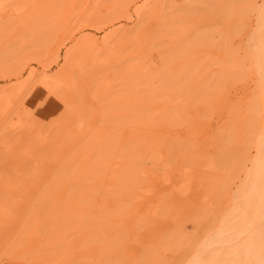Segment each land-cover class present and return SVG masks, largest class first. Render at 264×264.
Instances as JSON below:
<instances>
[{
  "label": "rangeland",
  "instance_id": "1",
  "mask_svg": "<svg viewBox=\"0 0 264 264\" xmlns=\"http://www.w3.org/2000/svg\"><path fill=\"white\" fill-rule=\"evenodd\" d=\"M246 3L247 0H0V162L5 164L10 181L20 184L25 181V176L36 179L35 184H22L17 189V193L20 192L13 194L17 199L18 228L10 231L13 235H0L6 238L0 243V264H198L200 257L207 261L208 256V263L213 261L219 244L212 242L215 245H209V238L214 240L217 231L223 228L219 225L241 213L243 206L240 207L239 201L243 199V192H246L243 202L251 203L249 196L253 185L250 183L253 181H249V175L254 173L253 163L258 153L256 137L252 141L253 137L249 138L247 131L250 129L246 118L251 111L248 110L249 101L255 88L259 87L257 73L249 69L252 66L247 48L263 1L255 0V6H258H254L255 13L245 10ZM245 25L248 27L244 28ZM243 48L248 56L246 52L243 54ZM241 64L245 68L249 65L248 75L244 74L247 79H242L245 83L241 80L245 73ZM236 65L240 70L231 68ZM223 70L228 71L224 76H230L227 78L231 81L226 78L222 81L224 86L219 88ZM236 70L239 82L234 80V84L230 74L232 71L235 74ZM216 74L219 75L218 82L216 80L219 86L213 83ZM47 76L52 80L54 96L44 87L45 80H50ZM70 81L74 83L72 87L63 84ZM208 92L221 96L216 102L215 96L211 95L213 101ZM206 95L210 96L208 103ZM65 97L67 105L76 104L79 117L84 119L81 126L78 125L79 117L66 115V110L58 107ZM27 114L32 115L29 116L31 120L37 114L43 118L39 122L41 131L38 128L26 131L31 126ZM175 114L180 121L176 122ZM23 115L22 126L20 117ZM171 119L176 121L173 123ZM259 119L264 121V113ZM153 124L154 132L151 131ZM258 131L261 128L254 133L258 135ZM28 134L34 139L26 136ZM141 139L147 141L140 143ZM32 140L37 142L36 149L40 151L42 161L30 159L25 153L29 148L26 144L30 145ZM245 145L250 146L249 151ZM30 146L33 147V143ZM19 150L25 154L22 152V156ZM57 150L59 153L51 160L52 166L49 165L51 170L44 172L40 167L42 162ZM102 150L103 153L113 152L108 156L105 154L106 159H111L110 165L107 164L113 165L110 168L104 162L107 166H102L104 171L100 168L105 165L100 164L105 161ZM3 152L11 157H3ZM121 153H127V157L119 156ZM15 155V158L21 157L15 159ZM237 157L239 161L246 158L244 167L239 166L241 172L236 170ZM95 159L101 174L97 173L100 177L94 174L92 178L93 171L89 172L91 166L88 164L93 160L90 165L95 163L96 166ZM38 160L40 166H37ZM127 160H132V164L129 163L132 167ZM64 163L66 166L69 163L68 169L78 174L70 175ZM60 164L67 172L66 177ZM124 164L127 167L123 168ZM35 167L38 169L33 174ZM87 169L91 177L83 176ZM54 172L61 183L54 179ZM105 173L108 176L102 180L101 175L105 176ZM63 177H70L69 181ZM139 178L140 181L136 180ZM51 179L58 186L54 182H50L53 188L50 183L46 185ZM246 179L250 182L249 187ZM79 182L85 189L73 186ZM70 183L75 194L80 191L77 197L69 192ZM95 187L98 197L94 193ZM236 189H242L238 190L239 195H236ZM128 190L132 195L119 196L122 191L127 194ZM88 191L92 194L85 195ZM3 192L0 191V197ZM50 192L55 197H48ZM234 195L238 196L236 202ZM227 212L231 214L229 219L225 218ZM30 214L33 215L31 225L36 223V226L28 232L24 227H30V220L25 219ZM19 228L23 231H18ZM209 235L214 236L211 239ZM203 244L206 249H202ZM199 247L204 258L199 253L195 258Z\"/></svg>",
  "mask_w": 264,
  "mask_h": 264
},
{
  "label": "bare ground",
  "instance_id": "2",
  "mask_svg": "<svg viewBox=\"0 0 264 264\" xmlns=\"http://www.w3.org/2000/svg\"><path fill=\"white\" fill-rule=\"evenodd\" d=\"M256 1H258V0H256ZM263 1V3H262V8L260 7V5H259V7L261 8V11H260V13H257L258 14V17H257V25H256V28H255V30L253 31V33H252V36H251V39H250V42H249V46H248V48H247V50H248V55H249V58L251 59L250 60V62L249 63H251V66H252V68H249V65L247 66L250 70L251 69H253L257 74V77H258V86L259 87H254L255 88V91L253 92V97H257L256 99H254L253 97L250 99V101H249V103L250 104H252L251 102H253V100H254V102H253V105H251L250 106V104H249V106H248V110H251V111H248V113H249V115H250V119H248V117H249V115H247V123H249V124H247V128H250L249 130H247L248 131V137L249 136H252L251 138V140L252 141H254L253 139L256 137V141H255V143H256V149H257V152L258 153H256V155H257V158H256V160H255V158H253L254 160H255V162L253 163L254 164V166H253V168H254V171H253V168H252V171L254 172L253 173V175H252V173L250 172V177H251V179H249L250 177H248V179H249V181L251 182V180L253 181L252 183H250L247 179V185H248V187L250 186V184H252L253 186H251L252 188H251V192L250 193H252L250 196H249V199L251 200V203L249 202V204L247 205V203L244 201L243 202V200L245 199V197L244 196H246V195H244V194H246V192H243V195H241V197L243 198L242 199V201H239V205H240V207L241 206H243V208L241 207V209H243V210H240L241 211V213H240V211H239V206L237 207V209H238V212L240 213V214H238V216L237 217H235V218H231V214H229L228 212H227V214L228 215H230V217H225V218H231L230 220H225L224 221V223L226 224V225H224V223H222L221 225H219V226H223V228L222 229H219L218 231H217V233L215 234V236L214 235H209V236H211V239H212V236H214V240H210V238H209V242H211V243H209L208 241V244L209 245H213L214 243L216 244H219V246L218 247H216V249L218 250V252H217V254L215 255V257H213V261H211V262H209L208 263V260L210 259V257L208 256L209 254L208 253H206V254H208L207 256H208V258H207V261H202L201 260V257H200V261L198 262V264H264V121H261L260 119H259V117H260V115H262V113H264V0H262ZM261 2V1H260ZM254 6H255V0H247V3H246V9L245 10H247V11H251V12H254L253 11V9H254ZM256 7V6H255ZM258 7V6H257ZM256 7V8H257ZM255 8V9H256ZM251 12H246V14L247 13H251ZM255 12H257L256 10H255ZM254 12V13H255ZM248 14V15H249ZM257 14H256V16H257ZM253 17H255V16H253ZM256 19V18H255ZM245 24V23H244ZM247 24V23H246ZM244 26V25H243ZM247 25H245V27L244 28H247L246 27ZM254 26V25H253ZM253 28V27H252ZM249 29V28H248ZM247 29V30H248ZM250 29H251V27H250ZM244 30V29H243ZM249 32V31H248ZM250 32H251V30H250ZM91 39V38H90ZM248 40V39H247ZM92 41H95V40H92ZM116 41V40H115ZM120 41V40H119ZM93 43V42H92ZM97 43V42H96ZM242 43H243V41H242ZM246 43V42H245ZM90 44V43H89ZM100 44V43H99ZM118 44H121V43H118ZM244 44V43H243ZM94 45V44H93ZM92 45V46H93ZM101 45V44H100ZM117 46V45H116ZM116 46H115V48H116ZM122 47V46H121ZM246 49V48H245ZM245 49L243 48L241 51L243 52V54H245ZM100 50V49H99ZM92 51V50H91ZM105 51H107V48H106V50ZM104 51V52H105ZM85 52V51H84ZM96 52V51H95ZM101 52V51H100ZM104 52L102 53V54H104ZM101 54V55H102ZM84 55V54H83ZM97 55H99V54H97ZM246 55H247V52H246ZM247 55V56H248ZM242 57H243V59H244V55H242ZM79 58H81V57H79ZM83 58V57H82ZM97 57H95V59H96ZM98 58H99V56H98ZM97 58V59H98ZM248 58V57H247ZM249 58H248V61H249ZM121 59V58H120ZM81 60H83V59H81ZM245 61V59L243 60V62ZM247 60H246V62H248ZM85 62V61H84ZM94 62V61H93ZM96 62V61H95ZM249 63H247V64H249ZM242 65V64H241ZM241 65H239V67L241 66ZM243 65H245L244 63H243ZM242 65V66H243ZM237 68V69H239L238 68V65H236V66H232L231 68L233 69V68ZM244 67V66H243ZM243 67H241V69L243 68ZM248 68H245L244 67V72L245 73H243L242 74V72L240 73V74H242V76H241V80L242 79H245L246 78V76H244V74L245 75H248V73H247V71H246V69L248 70V72H249V69ZM231 69V70H232ZM76 70V69H75ZM230 70V69H229ZM240 70V69H239ZM238 70V71H239ZM242 70V71H243ZM224 72H222V71H220V72H222L221 74H220V77H221V85L222 86H219L220 84L218 83H216V80H217V75L219 74H216V78H215V82H213L214 83V86H216V85H218L219 86V88L220 87H223L224 86V84L222 83V81H225L226 80V78H227V76L225 77L224 75H226V74H228L227 72L228 71H226L225 72V70H223ZM224 73H226V74H224ZM237 73V70H236V72H235V74ZM250 73H251V71H250ZM229 74H230V71H229ZM234 73H233V71H232V73L230 74V75H233V80L232 81H236L237 80V82H239L238 81V79H236V76H237V74L235 75ZM239 74V72H238V75H240ZM234 75H235V77H234ZM225 78H224V77ZM46 77V76H45ZM48 77V76H47ZM229 78H230V76H228ZM245 77V78H244ZM49 78V77H48ZM224 78V79H223ZM229 78H227V80L229 79ZM50 79V78H49ZM218 79H219V75H218ZM223 79V80H222ZM247 79V78H246ZM44 80V79H43ZM239 80H240V78H239ZM241 80H240V82H241ZM46 81V84L44 85V87H45V89H47L48 90V93L50 92V93H52V96H54V89H53V86H51V79L50 80H45ZM45 81H43V83L45 82ZM59 81V80H58ZM229 81H231V79H229ZM234 81V84L236 83ZM217 82H218V80H217ZM242 82H244L245 83V80L243 81L242 80ZM241 82V83H242ZM216 83V84H215ZM244 83H242V84H244ZM63 84L64 85H66V86H68V88L69 87H72L73 85H74V83L73 82H63ZM238 84V83H237ZM77 86V85H76ZM256 86H257V83H256ZM212 87V86H211ZM42 88V87H41ZM259 88V92H257L256 90ZM214 89V88H213ZM217 89V88H216ZM216 89H215V91H216ZM223 89V88H222ZM64 90V89H63ZM220 90V89H219ZM218 90V92H220ZM42 91H43V88H42ZM42 91H41V93H42ZM45 91V90H44ZM73 91V90H72ZM215 91H213V93L215 92ZM40 92V91H39ZM75 92V91H74ZM210 92V91H209ZM208 92V93H209ZM217 92V93H218ZM252 92V91H251ZM45 93H46V91H45ZM59 93V94H58ZM57 94H58V96H60L61 94H60V92H58ZM207 93V94H208ZM213 93L212 94H210V96L212 95V96H215V95H213ZM255 93V94H254ZM258 93V94H257ZM78 94V93H77ZM221 94V93H220ZM44 95V94H43ZM256 95V96H255ZM258 95V96H257ZM210 96H208V95H206L205 97H207L206 98V101L207 100H209L208 99V97H210ZM212 96H211V98L210 99H213L212 98ZM221 95H219L218 94V96L217 97H220ZM47 97H49V95H47ZM71 97V96H70ZM82 97V96H81ZM204 97V96H203ZM217 97L215 96V100H216V102H217ZM57 98H59V97H57ZM83 98V97H82ZM196 98V97H195ZM49 99V98H48ZM52 98H50L49 99V101H52L51 100ZM243 99V98H242ZM253 99V100H252ZM43 100V99H42ZM55 100V99H54ZM57 100V99H56ZM77 100V99H76ZM204 100V99H203ZM69 101V100H68ZM205 101V100H204ZM213 101H214V99H213ZM70 103H71V101H69ZM200 102V101H199ZM43 103V102H42ZM75 103V102H74ZM206 103H208V101L206 102ZM69 104V103H68ZM199 104V103H198ZM76 105V104H75ZM73 103H72V105H67V102H66V97L62 100V101H60V103L58 104V107L59 108H63V111H65L66 110V112H64L66 115L67 114H69V115H71V116H73V117H79V114H78V108L75 106ZM80 105H82V103L80 104ZM80 105H78L79 107H80ZM202 106L204 105L203 103L201 104ZM212 105V104H211ZM242 105V104H241ZM215 106V105H214ZM244 106V105H243ZM242 106V107H243ZM39 107V106H38ZM244 108V107H243ZM251 108V109H250ZM81 109V108H80ZM232 110H234V109H232ZM35 111V110H34ZM34 111H32V112H34ZM204 111H205V109H204ZM204 111H203V114H204ZM209 111V110H208ZM236 111V110H235ZM30 113H31V111H29ZM193 112V111H192ZM191 112V113H192ZM234 112V111H233ZM245 112V111H244ZM28 113V112H27ZM235 113V112H234ZM236 113H237V111H236ZM236 113H235V116H238V115H236ZM34 114H35V112H34ZM179 114V113H178ZM202 114V115H203ZM25 115H26V113H25ZM25 115H23V118H21L20 117V119H21V121H22V126H23V119H24V116ZM173 115V114H172ZM176 115V117H177V114H175ZM29 116H32V115H30V114H27V116L26 117H29ZM34 116V115H33ZM70 117V116H69ZM176 117L174 116V118L176 119ZM209 117V116H208ZM239 117V116H238ZM171 118V117H170ZM195 118V117H194ZM203 118H205L204 116H203ZM202 118V119H203ZM234 118H237V117H234ZM233 118V119H234ZM19 119V120H20ZM29 119L31 120V118L29 117ZM28 119V120H29ZM40 119H43V118H41L40 117V115L39 114H37V116H35V118H32V120L29 122V121H27L26 119V123H28L29 122V124L31 125L30 126V128H28V129H26V131H28L29 129H39V122H41L40 121ZM86 119V118H85ZM177 119H178V117H177ZM176 119V120H177ZM187 119H188V117H187ZM191 119V118H190ZM239 119V118H238ZM131 120V119H130ZM169 120V119H168ZM173 119H171V121H172ZM175 120V121H176ZM184 120V119H183ZM249 120V121H248ZM174 120H173V123L175 122ZM178 121H180V119H178L176 122H178ZM193 121V120H192ZM230 121V120H229ZM233 121H235V119L233 120ZM233 121H232V119H231V123H233ZM43 122V121H42ZM169 122V121H168ZM182 122V121H181ZM82 123H84V119H82V118H80L79 117V120H78V125L79 126H81L82 125ZM138 123V122H137ZM183 123V122H182ZM238 123V122H237ZM15 124H16V122H15ZM14 124V125H15ZM43 124V123H42ZM148 124V123H147ZM150 124V123H149ZM170 124V123H169ZM190 124V123H189ZM227 124V123H226ZM235 124V123H234ZM10 125V124H9ZM26 125V124H25ZM131 125V124H130ZM182 124H180V126H181ZM185 125V124H184ZM153 126H154V124L152 125V128L151 127H148V129L149 128H151V131H152V129H153V131L152 132H154V128H153ZM170 126V125H169ZM179 125H177V128H179L178 127ZM190 126V125H189ZM42 126L40 125V128H41ZM139 127V126H138ZM137 127V128H138ZM146 127V128H147ZM182 127V126H181ZM191 127V126H190ZM24 128H25V126H24ZM131 128V127H130ZM145 128V129H146ZM164 128V127H163ZM246 128V129H247ZM259 128H261V131L259 132V134L257 135L256 133H254L255 131H257V129H259ZM23 129V128H22ZM189 129V128H188ZM256 129V130H255ZM40 130V129H39ZM132 130V129H131ZM160 130H162V129H160ZM224 130V129H223ZM24 131V130H23ZM41 131V130H40ZM147 131V130H146ZM219 131H220V129H219ZM229 131H230V129H229ZM19 132H22V130L21 131H19ZM37 132V131H36ZM35 131H34V133H36ZM130 132V131H129ZM245 132V131H244ZM38 133H40L39 131H38ZM38 133H37V135H38ZM20 134V136H21V133H19ZM27 134V133H26ZM146 134V133H145ZM218 134V133H217ZM220 134H221V132H220ZM231 134H232V132H231ZM256 134V135H255ZM18 135V134H17ZM44 135V134H43ZM130 135V134H129ZM222 135V134H221ZM228 135V134H227ZM26 136H29V134L28 135H26ZM34 136V135H33ZM39 136L40 135H38V138H39ZM131 136H132V134H131ZM130 136V137H131ZM145 136V135H144ZM23 137V136H22ZM21 137V138H22ZM24 137H25V135H24ZM30 137V136H29ZM147 137H149L148 135H147ZM176 137V136H175ZM220 137V136H219ZM223 137V136H222ZM233 137V136H232ZM20 138V139H21ZM31 138H33V137H30V139ZM139 138V137H138ZM165 138V137H164ZM250 138V137H249ZM30 139L28 138V140L30 141ZM34 139V138H33ZM37 138H35V141H37L36 140ZM48 139V138H47ZM140 139V138H139ZM171 138H169V140H170ZM188 139V138H187ZM186 139V140H187ZM234 139V138H233ZM144 140V139H143ZM146 140V139H145ZM144 140V141H145ZM175 140H178V139H175ZM228 140V139H227ZM35 141H31L32 143H33V147L32 146H30L29 144H26L27 145V147H29L28 149H26V151H25V153L29 156V158L31 159V157L33 158H39L40 157V151H38L37 149H36V146H37V142L36 143H34ZM41 141H42V138H41ZM144 141H142V139H141V142L140 143H144ZM147 141V140H146ZM145 141V142H146ZM185 141V140H184ZM231 141V140H230ZM233 141V140H232ZM26 142H27V140H26ZM38 142H40L39 140H38ZM177 142V141H176ZM179 142V141H178ZM187 142V141H186ZM193 142V141H192ZM220 142V141H219ZM248 142V141H247ZM42 143V142H41ZM132 143V142H131ZM166 143V142H165ZM165 143H164V145H165ZM126 144V143H125ZM134 144V143H133ZM133 144H130V145H133ZM233 144V143H232ZM253 144V143H252ZM127 145V144H126ZM135 145H136V147H138L137 146V143H135ZM142 145H144V144H142ZM154 145V144H153ZM162 145V144H161ZM160 145V146H161ZM170 145V144H169ZM180 145V144H179ZM39 146V145H38ZM151 146V145H150ZM149 146V148H151ZM183 146V145H182ZM182 146H179L180 148L182 147ZM226 146V145H225ZM246 147H247V150L249 151V145H245ZM253 146V145H252ZM41 147V146H40ZM45 147V146H44ZM120 147H122V146H120ZM125 147V146H124ZM167 147V146H166ZM169 147V146H168ZM174 147V146H173ZM227 147V146H226ZM245 147V148H246ZM126 148V147H125ZM132 148V147H131ZM149 148H147V149H149ZM163 148H165V147H163ZM172 148V147H171ZM179 148V149H180ZM182 148H184V147H182ZM101 149V148H100ZM119 149V148H118ZM117 149V150H118ZM146 149V148H145ZM152 149V148H151ZM176 149H177V147H176ZM3 150H5V149H3ZM12 150V149H11ZM11 150H9V151H11ZM112 150V149H111ZM117 150H115V153H116V151ZM130 150V149H129ZM150 150V149H149ZM226 150V149H225ZM229 150V149H228ZM227 150V151H228ZM20 151V154L23 152L22 150H19ZM51 151V150H50ZM107 150H105V152H106ZM12 152V151H11ZM57 152H58V150L57 151H52L51 153H50V155H49V157H48V159H47V161H46V157H45V160L44 161H46V164L44 163V161L42 162V165L40 166V163H39V160H40V158H39V160L37 161V166H40V167H43V171L45 172H48L49 170H51L49 167V165H51L52 166V162H51V160L57 155ZM60 152H61V150H60ZM62 152H63V149H62ZM61 152V153H62ZM82 152V151H81ZM85 151H83V153H84ZM89 152V151H88ZM87 152V153H88ZM101 153H103V150L102 151H100ZM109 152V153H108ZM108 152H106V153H103L104 155L106 154L107 156L109 155V154H112L113 152H111L110 150L108 151ZM136 152V151H135ZM155 152V151H154ZM179 152H181V150H179ZM24 153V152H23ZM24 153V154H25ZM49 153V152H48ZM59 153V152H58ZM60 153V154H61ZM77 153H80V152H77ZM76 153V154H77ZM93 153V152H92ZM95 153H96V151H95ZM123 153H125V152H123ZM127 153H129L127 156H129V158H130V151H128ZM126 153V154H127ZM132 153H134V152H132ZM137 153H138V151H137ZM2 154V153H1ZM3 154H4V152H3ZM11 154V153H10ZM40 154V155H39ZM101 155L102 156V158H103V160H105V161H100V164L101 163H103V164H109L110 163V161H111V159H108V157H107V159H108V161H107V159H106V155L104 156V155ZM126 154H124L125 156H126ZM145 154V153H144ZM156 154V153H155ZM233 154V153H232ZM235 154H237V153H235ZM5 155V154H4ZM13 155V154H12ZM22 155V154H21ZM21 155L19 156V157H21ZM39 155V156H38ZM67 155V154H66ZM87 155V154H86ZM89 155H90V153H89ZM92 155V154H91ZM96 155H98V153L96 154ZM121 155H123L122 153L119 155V156H121ZM124 155H123V157H124ZM157 155V154H156ZM229 155V154H228ZM247 155V154H246ZM245 155V156H246ZM11 157V156H8V155H5V156H3V157ZM23 156V155H22ZM25 156V155H24ZM28 156H26V157H28ZM38 156V157H37ZM64 156V155H63ZM62 156V157H63ZM72 156V155H71ZM88 156V155H87ZM99 156V155H98ZM126 156V157H127ZM244 156V155H243ZM1 157H2V155H1ZM2 157V158H3ZM16 157V155L13 157V158H15ZM19 157H17V158H19ZM59 157V156H58ZM76 157V156H75ZM83 155H82V159H83ZM92 157H94V155L92 156ZM153 157V156H152ZM249 157V156H248ZM247 157V158H248ZM17 158H15V159H17ZM90 158V157H89ZM105 158V159H104ZM238 158V157H237ZM241 158V157H240ZM4 159V158H3ZM10 159V158H9ZM24 159V158H23ZM26 159V158H25ZM30 159H28V160H30ZM87 159V158H86ZM85 159V160H86ZM97 159V158H96ZM96 159H95V162H96ZM128 159V158H127ZM170 159V158H169ZM234 160H235V158H233ZM245 161H246V158L244 157L243 158ZM2 160V159H1ZM6 160V159H5ZM4 160V161H5ZM11 160H12V158H11ZM27 160V159H26ZM32 160H34V159H32ZM61 160V159H60ZM65 161H66V157H65V159H64ZM69 160V159H68ZM75 160H76V158H75ZM90 160V159H89ZM98 160V159H97ZM99 160H101L100 159V157H99ZM98 160V161H99ZM115 160H116V158H115ZM130 160V159H129ZM129 160H127V161H129ZM196 160V159H195ZM221 160H223V159H221ZM231 160V159H230ZM229 160V161H230ZM234 160H232V162H236L237 160H238V163H236V170H238L239 172H241L240 170H241V168H240V170H239V166H240V164L244 167V162L245 161H239V158L236 160V161H234ZM251 160H252V158H251ZM3 161V162H4ZM18 161V160H17ZM35 161V160H34ZM40 161H42V159L40 160ZM98 161L96 162V166H97V169H96V166H94V164H93V166H94V168L93 169H95L96 171L94 172V170H92V165H90V164H92V162H94L93 160H92V162H89V164H88V166H91V169L89 170V172H91V171H93V173H92V178L94 177L93 175L95 174V176H96V174L97 173H99V174H101V169L105 166V167H107L106 166V164L105 165H101V169L99 168V166H98ZM125 161V160H124ZM132 161V160H131ZM131 161H129L127 164H129ZM220 161V160H219ZM22 163H23V161H21ZM36 162V161H35ZM64 162V161H63ZM67 162H69V163H71L70 161H67ZM82 162H84V161H82ZM105 162V163H104ZM141 161H139V163H140ZM169 162V161H168ZM251 162V161H250ZM13 163V162H12ZM69 163H68V165L67 166H69ZM81 163V162H80ZM88 163V162H87ZM167 163V162H166ZM175 163V162H174ZM220 163V162H219ZM243 163V164H242ZM249 163V162H248ZM0 164H2L1 162H0ZM65 164V163H64ZM64 164H63V167H64ZM83 164V163H82ZM107 164V165H108ZM127 164H124L123 165V168H124V166L125 167H127ZM130 164H132V163H130ZM129 164V167L131 166L132 167V165H130ZM187 164V163H186ZM193 164V163H192ZM224 164L226 165V163L224 162ZM235 164V163H234ZM3 165V164H2ZM5 165V164H4ZM3 165V167L5 168V166ZM44 165V166H43ZM83 165H85V164H83ZM110 165V164H109ZM108 165V166H109ZM113 164H111V166H112ZM134 165V164H133ZM147 165V164H146ZM221 165V164H220ZM232 165V164H231ZM36 166V165H35ZM60 166H61V164H60ZM60 166H59V169H60ZM66 166V164H65V167H67ZM103 166V167H102ZM111 166H109L110 168H111ZM135 166V165H134ZM208 166V165H207ZM223 165H221V167H222ZM0 191H5V192H3L2 194L3 195H5V197H3V195H2V197H0V201H1V203H0V230H1V232H0V235L1 236H3V234H12V233H10V231L11 230H13L14 229V227L16 228L17 227V217H18V214H17V209H16V205H17V199L15 200V197H14V193H15V195L16 194H18L17 193V189H19V188H21V186H22V184L23 185H25V184H35V182H36V179H34V178H32V176H25V181H20V184L19 183H17L18 181H10V174L8 173V170H6V168H5V170L2 168V166L0 165ZM39 167V168H40ZM72 167V166H71ZM87 167V166H86ZM85 167V168H86ZM190 167V166H189ZM195 167V166H194ZM241 167V166H240ZM10 168V167H9ZM8 168V169H9ZM69 167H67V168H65V170L71 175H73V173H74V170H72L71 168L70 169H68ZM77 168V167H76ZM223 168V167H222ZM1 169H3V170H1ZM38 169V167H35V169H32V172H33V174L34 173H36V170ZM42 169V168H41ZM74 169H75V166H74ZM100 169V171H97V170H99ZM121 169H122V167H121ZM141 169V168H140ZM218 169H220V167L218 168ZM19 170V169H18ZM26 170H28V166H27V168H26ZM25 170V171H26ZM65 170H63L62 169V166H61V171L63 172V171H65ZM71 170V171H70ZM103 170V169H102ZM104 170H105V168H104ZM103 170V171H104ZM107 170H109L108 168H107ZM105 171V172H107L108 173V171ZM126 170V169H125ZM20 171V170H19ZM65 171V172H66ZM71 173H70V172ZM86 172L83 174L82 172V174H83V176L86 174H88V169L87 170H85ZM102 171V172H103ZM122 171V170H121ZM140 171V170H139ZM210 171H211V169H210ZM220 171V170H219ZM21 172V171H20ZM58 172H60V171H58ZM67 172L63 175L64 177H66V175H67ZM110 172V171H109ZM124 172H127V171H124ZM215 172V171H214ZM227 172V171H226ZM234 172L238 175L239 173H237L235 170H234ZM233 172V173H234ZM49 173V172H48ZM53 173V172H52ZM64 173V172H63ZM62 173V174H63ZM79 173H80V169H79ZM167 173V172H166ZM184 173V172H183ZM228 173H229V171H228ZM234 173V174H235ZM247 173V172H246ZM245 173V174H246ZM24 174V173H23ZM55 174H57V173H55L54 172V179L58 182V183H61L60 181H58V179L56 178V175ZM75 174H78V172H76L75 171V173H74V175ZM99 174H97V176L96 177H100V175ZM137 174H139L138 172H137ZM142 174V173H141ZM216 174H217V172H216ZM233 174V175H234ZM235 174V175H236ZM245 174H244V176H245ZM13 176H14V173L12 174ZM46 175V174H45ZM53 175V174H52ZM59 175V174H58ZM86 175L84 176V177H86ZM90 175V177H91V173L90 174H88V176ZM99 175V176H98ZM122 175H123V173H122ZM234 175V176H235ZM80 176V175H79ZM87 176V177H88ZM103 176V178L104 179H102V180H105V177H107L106 176V173H105V176L104 175H101V177ZM110 176V175H109ZM119 176H121V175H119ZM135 176V175H134ZM137 176V175H136ZM145 176V175H144ZM144 176H143V178H144ZM167 176V175H166ZM233 176V177H234ZM24 177V176H23ZM51 177V176H50ZM60 177V179L59 180H61V176H59ZM58 177V178H59ZM63 177V178H64ZM68 177V176H67ZM131 177V176H130ZM247 177V176H246ZM245 177V178H246ZM13 178V177H12ZM11 178V179H12ZM16 178V176H14V179ZM52 178H53V176H52ZM70 178V177H69ZM69 178H67V179H65L64 178V180H67V181H69ZM74 178H75V176H74ZM74 178H72L73 180H74ZM92 178H91V180H92ZM124 178V177H123ZM137 178V177H136ZM143 178H142V181H143ZM170 178V177H169ZM218 178H221V177H218ZM234 178H236V176L234 177ZM17 179V178H16ZM50 179V178H49ZM54 179H51V180H49V182L47 181V183H46V185H48V183H50V182H54L53 184L54 185H56V186H58V184L55 182V180ZM79 179V178H78ZM81 179V178H80ZM90 178L88 177V180H89ZM131 179H133V178H131ZM223 179V178H222ZM233 179V178H232ZM38 180V179H37ZM63 180V181H64ZM120 180V179H119ZM126 180V178L124 179V181ZM136 180H138V181H140V178L139 179H136ZM135 180V181H136ZM168 181H169V179H167ZM171 180V179H170ZM218 180V179H217ZM220 180V179H219ZM245 180V181H246ZM62 181V180H61ZM66 181V182H67ZM72 181V180H71ZM75 181V180H74ZM86 181V180H85ZM95 181V180H94ZM132 181V180H131ZM130 181V179L128 180V182H130V184H132L133 182H131ZM134 181V182H135ZM137 181V182H138ZM145 181V180H144ZM166 181V180H165ZM216 181V180H215ZM223 181V180H222ZM229 181V180H228ZM78 182V181H77ZM102 182H104V181H102ZM220 182V181H219ZM65 183V182H64ZM72 183V182H71ZM71 183L69 184L70 185V188H69V192L71 193V192H73V194H75L74 193V191H75V189L73 188L72 189V185H71ZM87 183H89V182H87ZM86 183V184H87ZM118 183V182H117ZM230 183V182H229ZM250 183V184H249ZM51 184L52 183H50L49 185L51 186ZM52 184V186L54 187V185ZM80 184V182L77 184V185H75L74 183H73V186H78ZM84 185H85V183H83ZM92 184H95V182H93ZM92 184H90V185H92ZM99 184H101L100 182H99ZM138 184H139V182H138ZM142 184V183H141ZM27 185V186H28ZM68 185V186H69ZM80 185H82V184H80ZM79 185V188L78 189H80V186ZM88 185V184H87ZM87 185H86V187H87ZM104 185H105V183H104ZM103 185V187H105V188H107L106 186H104ZM118 185V184H117ZM116 185V186H117ZM239 185V184H238ZM243 185H244V182H243ZM247 185H244V186H246V190H247ZM51 186V188H53ZM60 186V185H59ZM96 186V185H95ZM116 186L114 187V188H116ZM119 186V185H118ZM243 186V188H245ZM38 187V186H37ZM44 187H46V188H48V186H44ZM83 187H85V186H83ZM100 187H102V185H100ZM100 187H98V188H100ZM102 187V188H103ZM201 187V186H200ZM26 188V187H25ZM88 188V187H87ZM86 188V189H87ZM92 189H93V187H91ZM90 188V189H91ZM102 188H101V191H103V192H105V190H102ZM113 188V189H114ZM242 188V189H243ZM50 188H48V190H49ZM57 189H59V188H57ZM77 189V190H78ZM81 189H85V188H82L81 187ZM80 189V190H81ZM95 189H96V187L94 188V191H95ZM104 189V188H103ZM117 189H118V187H117ZM131 189V188H130ZM242 189L240 190V189H238L239 191H242ZM47 190V189H46ZM51 190V189H50ZM68 190V189H67ZM132 190V189H131ZM142 190V189H141ZM222 190V189H221ZM237 189H236V191H237V194L236 193H234V191H233V193L234 194H236V195H239L240 194V192L238 191ZM245 190V191H246ZM79 191V190H78ZM78 191H76V193L77 194H75L74 196H76V195H78ZM86 191V190H85ZM93 190H92V192H94ZM96 191H97V189H96ZM94 192V193H96V195H97V192ZM98 191H99V189H98ZM101 191H99V192H101ZM114 191V190H113ZM130 190H128L126 193L127 194H125V192L123 193V191L121 192V193H119L118 191V193H119V196H122V195H125V197H126V195H129L128 194V192H129ZM133 191V190H132ZM179 191V190H178ZM205 191V190H204ZM235 191V192H236ZM248 191H250L249 189H248ZM248 191H247V196L250 194H248ZM41 192H43V191H41ZM53 192V191H52ZM80 192V191H79ZM89 192V191H88ZM92 192L90 193H86L85 195H87V194H92ZM115 192V191H114ZM131 192V191H130ZM184 192V191H183ZM93 193V194H94ZM117 193V194H118ZM171 193V192H170ZM239 193V194H238ZM1 194V193H0ZM41 194V193H40ZM40 194H39V196H40ZM48 194V193H47ZM46 194V195H47ZM54 194V193H53ZM53 194H51V192L48 194V197L51 195V197L53 196V197H55ZM62 194H64V191H63V193ZM72 194V193H71ZM72 194V195H73ZM81 195H82V193H80ZM84 194V193H83ZM101 194H104V193H101ZM112 194V193H111ZM115 194V193H114ZM122 194V195H121ZM134 194V193H133ZM165 194V193H164ZM95 195V196H96ZM130 195H132V194H130ZM172 195V194H171ZM214 195V194H213ZM42 196H44V194H42ZM61 196V195H60ZM59 196V197H60ZM63 196V195H62ZM88 196H90V195H88ZM91 196H93V195H91ZM94 196V197H95ZM103 196V195H102ZM134 196V195H133ZM253 196V197H252ZM37 197V196H36ZM77 197V196H76ZM97 197H98V195H97ZM164 197H166L165 195H164ZM163 197V198H164ZM235 195H234V202H236L235 201ZM238 197V196H237ZM237 197H236V200H237ZM250 197H252V198H250ZM2 198H4L3 200H1ZM18 198V197H17ZM39 198V201H40V197H38ZM38 198H36V201H37V199ZM103 198V197H102ZM129 197L127 196V199H128ZM132 198V197H131ZM180 198V197H179ZM20 199V198H19ZM77 199V198H76ZM130 199V198H129ZM178 199V198H177ZM192 199V198H191ZM247 199V198H246ZM21 200V199H20ZM81 200V199H80ZM131 200V199H130ZM135 200V199H134ZM163 200V199H162ZM22 201V200H21ZM39 201H37L38 202V204H40L39 203ZM82 201V200H81ZM80 201V202H81ZM106 201V200H105ZM24 202V201H23ZM41 202V201H40ZM233 202V203H234ZM25 203V202H24ZM35 204H36V202H34ZM84 204V203H83ZM206 204V203H205ZM41 205V204H40ZM116 205V204H115ZM130 205V204H129ZM199 205V204H198ZM208 205V204H207ZM246 205H247V208H245L244 209V207H246ZM236 206V205H235ZM119 207V206H118ZM125 207V206H124ZM123 207V208H124ZM77 208V207H76ZM88 208V207H87ZM123 208H121L122 210H123ZM119 209V208H118ZM33 210V209H32ZM32 210H31V212H32ZM115 210V209H114ZM125 210H127V209H125ZM169 210V209H168ZM236 210V209H235ZM211 211V210H210ZM119 212V211H118ZM28 213V212H27ZM111 213H112V211H111ZM125 213V212H124ZM126 213H128V212H126ZM230 213H232V215H233V213H234V211H230ZM29 214V213H28ZM78 214V213H77ZM237 214H235V215H237ZM35 215V214H34ZM67 215V214H66ZM109 215H111V214H109ZM30 216V217H29ZM29 216H27V217H29V218H25V216H24V218L25 219H27V220H30L28 223L30 224V227H28L27 228V226H25L24 227V230L26 229L27 231L28 230H30L31 231V228H32V226L34 227V225L36 226V223H32L33 225H31V222H33V220H31V218H33V215L31 216V214L29 215ZM36 216V215H35ZM157 217V216H156ZM162 217V216H161ZM75 218V217H74ZM110 218V217H109ZM113 218V217H112ZM223 218V217H222ZM69 220V219H68ZM223 220H224V218H223ZM223 220L222 221H220V223L221 222H223ZM80 221V220H79ZM58 222V221H57ZM103 222H105V221H103ZM106 223V222H105ZM119 223V222H118ZM121 223V222H120ZM113 224V223H112ZM20 225V224H19ZM80 225V224H79ZM98 225V224H97ZM143 225H145L144 223H143ZM43 226V225H42ZM102 227V226H101ZM18 228V227H17ZM30 228V229H29ZM96 228V227H95ZM218 228H220V227H218ZM33 229V228H32ZM68 229V228H67ZM111 229V228H110ZM18 231L20 230V232H22L23 230L22 229H17ZM22 230V231H21ZM107 230V229H106ZM26 231V232H27ZM123 231V230H122ZM122 231H120V232H122ZM29 232V231H28ZM14 234V233H13ZM12 234V235H13ZM30 234V233H29ZM211 234V233H210ZM213 234V233H212ZM120 235V234H119ZM127 235V234H126ZM200 234H198L197 236H199ZM1 236H0V243H2V240H3V238L4 237H2L1 238ZM177 236V235H176ZM175 236V237H176ZM205 236V235H204ZM7 237V236H6ZM11 237V236H10ZM207 237H208V235H207ZM119 238V237H118ZM123 238H124V236H123ZM4 239H6V238H4ZM8 239V238H7ZM125 239V238H124ZM127 239V238H126ZM204 239V238H203ZM206 239V238H205ZM111 240V239H110ZM174 240V239H173ZM172 240V241H173ZM207 240V239H206ZM168 241H170V240H168ZM167 241V242H168ZM174 242V241H173ZM203 242V241H202ZM212 242H214V243H212ZM202 244V243H201ZM214 244V245H215ZM1 245V244H0ZM165 245V244H164ZM178 245V244H177ZM206 245V244H205ZM213 245V246H214ZM2 246V245H1ZM102 246V245H101ZM106 246V245H105ZM204 246V244L201 246V247H203ZM207 246V245H206ZM208 247V246H207ZM205 247H203L202 249H204ZM101 249V248H100ZM169 249V248H168ZM179 249H181V248H179ZM194 249V248H193ZM198 249H200V250H197V256H195V258L197 257L198 258V256H199V251L201 252V251H203V250H201V248L199 247ZM206 249V248H205ZM173 250V249H172ZM208 250H209V248H208ZM215 250V249H214ZM0 251H1V248H0ZM101 251V250H100ZM211 251V249L209 250V252ZM102 252H104V251H102ZM101 252V253H102ZM196 252V251H195ZM205 252V251H204ZM204 252H202V253H204ZM199 253V254H198ZM214 253V252H213ZM216 253V252H215ZM105 254H107V253H105ZM113 254H115V253H112V255ZM210 254L212 255V251L210 252ZM103 255V254H102ZM116 255V254H115ZM183 255V254H182ZM201 255V254H200ZM106 256V255H105ZM201 256H203V255H201ZM110 257H111V255H110ZM109 257V258H110ZM108 258V259H109ZM113 258V257H112ZM116 258V257H115ZM119 258V257H118ZM158 258H159V255H158ZM203 258H204V256H203ZM205 258H206V256H205ZM108 259H107V261H108ZM122 259V258H121ZM211 260H212V258H211ZM103 262H104V260H103ZM160 262V261H159ZM105 263H106V261H105ZM103 264V263H102ZM107 264V263H106Z\"/></svg>",
  "mask_w": 264,
  "mask_h": 264
}]
</instances>
